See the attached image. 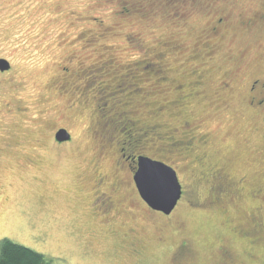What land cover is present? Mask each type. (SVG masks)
<instances>
[{
  "label": "rangeland",
  "instance_id": "1",
  "mask_svg": "<svg viewBox=\"0 0 264 264\" xmlns=\"http://www.w3.org/2000/svg\"><path fill=\"white\" fill-rule=\"evenodd\" d=\"M0 55L13 63L0 108L21 107L0 112V147L21 143L0 149V238L47 264H175L181 250L187 264H264V102H248L250 83L264 81V0H0ZM110 58L122 69L163 62L143 83L152 106L167 104L161 117L179 137H202L188 151L135 148L176 170L182 193L168 216L120 192L129 215L91 213V164L124 183L130 174L106 123L119 96L102 106L89 71ZM193 80L195 93L168 103ZM59 125L72 142L49 148Z\"/></svg>",
  "mask_w": 264,
  "mask_h": 264
},
{
  "label": "flooded vegetation",
  "instance_id": "2",
  "mask_svg": "<svg viewBox=\"0 0 264 264\" xmlns=\"http://www.w3.org/2000/svg\"><path fill=\"white\" fill-rule=\"evenodd\" d=\"M220 21L221 17H219L216 22L219 23ZM155 57L156 59L158 58L157 56ZM0 59L6 60L9 65L7 69L0 70V76L2 77L0 78V90H2L1 87H3V85H1V83L4 84L6 83V81H9V79H6L5 77H3V75L8 74L12 70L13 63L11 59L5 56L0 55ZM142 62L143 61L141 60L132 61L131 63H129L132 64L129 69H122L119 66L116 67L114 61L110 58L108 60L99 62L97 66L89 69V71L93 72L95 75H93V80L95 81L93 83L94 87L97 91L102 94V96H99V98L103 100L101 104L102 106H105L104 104H107L109 100L114 99L116 96H119L118 99L112 101L115 106L112 104L113 106L108 109L109 114L106 116V123L107 125L111 126L109 128V131L112 134L111 137H113V133L119 134V137L121 136V144L123 145V147H121V150H128L127 152H123L121 156L123 157V161H126V167L130 173L129 178L127 177L128 179L125 180L124 183V179L119 178L115 174L105 176L103 172L99 170L100 167L98 162H94L91 164L92 172L90 174V177L85 178L84 182L87 184L88 181V185L90 186L89 191L92 196L89 205L91 207V213L94 214V216L96 214H102V212H110L111 209L116 208H120L121 210L116 211H120L121 213L126 212L128 214L131 212L126 203L122 204L120 202L119 194L117 192H120L123 195V200L124 197H126L129 193H133V196L137 197L143 205L149 207L139 195L133 178L134 172L137 169L138 157L141 155L148 156L152 159L163 161L169 165L171 164L165 161L164 159H161L160 157L152 156L151 154L140 150L141 148L135 149L140 143L142 145L148 144L149 146H153L152 143L156 145L158 144V142H161L160 144L163 146L160 149H162L163 151L176 150L178 152L180 150L188 151L189 149H191L193 146H195L196 141H198L200 137V135L197 136L198 133L195 135V133L193 132L188 133L186 137L185 135L179 137L177 133L179 128H177L176 126H171L170 128L168 126V123L161 117L162 112L167 106V104H164L165 106H152V103L150 102L151 99L149 98L151 96V90L143 83L146 81V77L151 76L150 71L153 70L151 67L157 65L159 67L157 69L162 71V68H160V66L163 64V62L157 60H146L143 63ZM61 69L66 70L65 67L64 69ZM161 78L163 79L165 77ZM74 80L77 83L81 81L80 77L78 79L75 78ZM99 83L102 84V86H99ZM198 84V80H193L191 84L186 85L188 89L187 91H185V93L183 92V95L182 93H180L179 95H177L178 98L170 99L168 103H172L176 106H179V102L184 96L195 93V88ZM83 89L85 88L83 87ZM176 89H178L179 91V89L181 88L176 86ZM248 91V102L250 104L257 106L261 105L264 102V81L254 79L250 83ZM137 97H139L141 101L138 102L136 105H132L131 108V105L129 104H131L132 100ZM17 102V100H14L13 102H4V100H2L0 112L3 109L5 113L10 111L16 112L21 110V107L18 105ZM183 123L188 124L189 121L185 119L183 120ZM59 129H65L66 132L69 134V139L62 141L57 140L56 133ZM192 129L194 130V128ZM101 135L103 134L101 133ZM72 139V133L67 126H56L52 131L53 141L50 144L49 148H53V146H55L60 147V149H64L66 145H69L72 142ZM1 145V151L7 152V155H13V152L20 148L19 145H21V143L19 144L18 142H4ZM35 145H37L35 146L37 149H45L44 147H39V143H35ZM18 165V167L21 166L20 163H18ZM205 175L212 176L213 178L215 177L216 181L214 182L216 183L223 182V180H220L221 177L217 175V172L212 171L209 174ZM212 186H214V184ZM3 187L4 188H2L0 185V190L6 194L5 189H7V186ZM224 187L225 189H223V186H221L218 192L216 193L218 195L227 194V187L225 185ZM214 188L216 189L215 186ZM148 209L152 210L151 212L158 213L159 215L168 216V214H164L161 211L151 209L150 207ZM108 223L110 224V222Z\"/></svg>",
  "mask_w": 264,
  "mask_h": 264
},
{
  "label": "water",
  "instance_id": "3",
  "mask_svg": "<svg viewBox=\"0 0 264 264\" xmlns=\"http://www.w3.org/2000/svg\"><path fill=\"white\" fill-rule=\"evenodd\" d=\"M8 67V62L4 59H0V70H5ZM56 138L59 141L67 140L69 139V134L66 132L65 129H59L56 133ZM146 161L152 164L159 165L161 168L166 169L172 176L175 177L176 182L172 185L170 192H165L164 194H154L151 195L148 199L145 198V192L143 191L141 184L138 182V176L141 173L142 167ZM133 178L138 193L141 198L146 202V204L151 209L161 211L164 214H169L173 210L181 196V184L178 180L175 169L171 165L163 161L152 159L148 156H139L137 160V169L134 172Z\"/></svg>",
  "mask_w": 264,
  "mask_h": 264
},
{
  "label": "snow or ice",
  "instance_id": "4",
  "mask_svg": "<svg viewBox=\"0 0 264 264\" xmlns=\"http://www.w3.org/2000/svg\"><path fill=\"white\" fill-rule=\"evenodd\" d=\"M138 182L145 192V198L148 199L154 194H164L170 192L172 185L176 182L166 169L157 164L145 162L141 173L138 176ZM175 264H187L186 252L181 250L177 253Z\"/></svg>",
  "mask_w": 264,
  "mask_h": 264
},
{
  "label": "trees",
  "instance_id": "5",
  "mask_svg": "<svg viewBox=\"0 0 264 264\" xmlns=\"http://www.w3.org/2000/svg\"><path fill=\"white\" fill-rule=\"evenodd\" d=\"M46 256L7 237L0 238V264H47Z\"/></svg>",
  "mask_w": 264,
  "mask_h": 264
}]
</instances>
